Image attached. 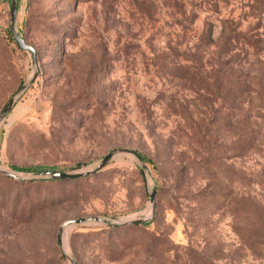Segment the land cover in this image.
Returning <instances> with one entry per match:
<instances>
[{
	"label": "rangeland",
	"instance_id": "1",
	"mask_svg": "<svg viewBox=\"0 0 264 264\" xmlns=\"http://www.w3.org/2000/svg\"><path fill=\"white\" fill-rule=\"evenodd\" d=\"M19 1L16 29L38 66L0 0V116L38 75L0 124V168L19 177L0 173V264H72L65 253L79 264H264V0ZM224 30L261 52L234 43L219 57ZM117 149L153 164L143 176L117 155L82 179L30 181L91 171ZM155 190L150 222H89L58 241L70 220L151 218Z\"/></svg>",
	"mask_w": 264,
	"mask_h": 264
},
{
	"label": "water",
	"instance_id": "2",
	"mask_svg": "<svg viewBox=\"0 0 264 264\" xmlns=\"http://www.w3.org/2000/svg\"><path fill=\"white\" fill-rule=\"evenodd\" d=\"M18 0H10V13H11V24H10V32L13 36V39L18 46V48L22 51L29 52L32 56L33 59V65L37 69L38 66V61H37V52L36 49L27 44L26 40L23 39V37L17 32V19H18ZM38 75V71H35L32 77L23 85L21 92L18 96L12 98L9 103L6 105L4 108L1 116H0V124H2L11 114L13 111L14 107L16 106L19 98L22 96L24 92H26L34 83L36 77ZM117 155H132L134 156L141 164H140V171L143 176H145V167H144V162L140 155L131 150L127 149H117L112 151L110 154H108L106 157L102 159V161L95 167V169L91 171H78V172H73V173H67V172H56V171H47V172H37V173H30L29 175L31 176L30 181L32 180H51V181H56V180H77V179H82L91 175H94L95 173L100 172L103 170L109 162ZM0 173L3 175H6L8 177L12 178H19L17 176V173L11 172V171H5L4 169L0 168ZM156 190L152 192L150 195V199L152 202V209H151V218L147 219H134V220H129V219H103V218H98V217H88V218H81V219H76V220H70L65 222L60 230H59V235H58V241L60 243H63V238L66 232H68L72 227L78 226V225H84L89 222H96L100 224H105V225H126V226H135V225H143L151 221V219L154 218L157 212V202H156ZM66 257L69 259V261L72 264H79L76 259H74L72 256L69 254L65 253Z\"/></svg>",
	"mask_w": 264,
	"mask_h": 264
},
{
	"label": "trees",
	"instance_id": "3",
	"mask_svg": "<svg viewBox=\"0 0 264 264\" xmlns=\"http://www.w3.org/2000/svg\"><path fill=\"white\" fill-rule=\"evenodd\" d=\"M19 3H20V1L18 0V4ZM9 34H10V32H9ZM203 42L207 45L215 44L214 39H213L212 27L204 34ZM234 43H236V44L237 43H243L245 45H249L250 47L255 49V51L257 53L261 52V50H262V47L259 45V42L254 41L250 37H248L246 35H242V34H228V32H226V30H224V32L222 33V36H221V42H220V48H219V57H221L222 55H230L231 53H233L234 52ZM235 73L237 75L236 80H237L238 84L242 83V82H240L241 81L240 78L243 76L240 73H237V72H235ZM243 85L247 86V83L244 81ZM259 95L263 96V98H264V92L259 93ZM253 140H255V139H253ZM138 154L140 155V157L142 158L144 163L153 164L152 159H149L140 153H138ZM78 168H80V167H78ZM12 169L16 170V171H23V170H20L18 168H15V167H12ZM27 171H29V170H27Z\"/></svg>",
	"mask_w": 264,
	"mask_h": 264
},
{
	"label": "bare ground",
	"instance_id": "4",
	"mask_svg": "<svg viewBox=\"0 0 264 264\" xmlns=\"http://www.w3.org/2000/svg\"><path fill=\"white\" fill-rule=\"evenodd\" d=\"M131 218V217H130ZM63 245H65V244H63ZM65 247V246H64ZM67 251V250H66Z\"/></svg>",
	"mask_w": 264,
	"mask_h": 264
}]
</instances>
